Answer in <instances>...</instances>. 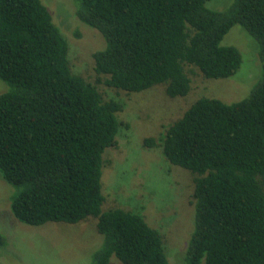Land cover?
Returning a JSON list of instances; mask_svg holds the SVG:
<instances>
[{"label": "trees", "instance_id": "16d2710c", "mask_svg": "<svg viewBox=\"0 0 264 264\" xmlns=\"http://www.w3.org/2000/svg\"><path fill=\"white\" fill-rule=\"evenodd\" d=\"M73 0L98 30L94 79L72 70L69 43L42 0H0V173L10 210L26 224L94 220L93 264H170L162 234L137 209L105 206L104 152L118 145L127 92L161 84L184 96L195 71L233 75L241 53L222 44L234 24L257 42L261 74L235 101L199 96L157 138L171 164L193 174L192 226L179 264H264V0ZM78 34L77 32L75 33ZM6 244L0 232V246Z\"/></svg>", "mask_w": 264, "mask_h": 264}, {"label": "rangeland", "instance_id": "374dc122", "mask_svg": "<svg viewBox=\"0 0 264 264\" xmlns=\"http://www.w3.org/2000/svg\"><path fill=\"white\" fill-rule=\"evenodd\" d=\"M42 2L69 43L72 70L94 79L92 52L104 45L100 32L75 16L73 0ZM231 2L208 0L206 5L224 9ZM221 43L239 49L242 60L238 70L224 78H205L195 71L184 96H168L161 84L133 92L97 84L105 97H114L123 103L117 114L121 121L118 145L104 152V205L139 210L162 234L170 264L180 263L192 226L193 174L169 163L160 146H147L143 139L157 138L199 96L231 102L249 93L261 74L256 40L241 25L234 24L223 35ZM8 87L0 79V92ZM12 192V185L0 173V232L6 238V244L0 246V264H93V252L101 243L93 219L78 223H23L11 213ZM109 264L123 263L112 255Z\"/></svg>", "mask_w": 264, "mask_h": 264}]
</instances>
